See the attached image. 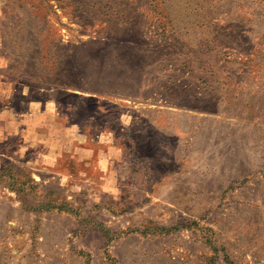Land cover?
<instances>
[{"label":"rangeland","instance_id":"obj_1","mask_svg":"<svg viewBox=\"0 0 264 264\" xmlns=\"http://www.w3.org/2000/svg\"><path fill=\"white\" fill-rule=\"evenodd\" d=\"M27 100H54L86 158L21 151L4 110ZM145 128L172 157L150 174ZM110 143L135 150L121 188ZM0 264H264V0H0Z\"/></svg>","mask_w":264,"mask_h":264},{"label":"crops","instance_id":"obj_2","mask_svg":"<svg viewBox=\"0 0 264 264\" xmlns=\"http://www.w3.org/2000/svg\"><path fill=\"white\" fill-rule=\"evenodd\" d=\"M57 108L58 107L55 106L54 100H44L37 103H32L30 100H27L24 102V106L21 111L13 109V113L7 110L6 107L4 112L8 117L4 122V128L8 135H20V146L23 148L21 151L28 146L32 147L34 145H42L51 150L71 147L74 150L73 152L83 155L82 158L85 159V143L84 140L80 138L81 134L79 129L75 135V132L71 128L70 124L64 121L62 113L59 112ZM96 110L103 116L114 117V119L120 124H126V134H129L127 128L128 124L133 125L134 121L137 120L135 117H129L122 114L125 110V105L108 99H99L96 101ZM113 113L115 114L113 115ZM161 120H163L161 116L151 117V123L154 124L159 123ZM153 128H145L141 133V140L143 144L141 145L142 159L140 161V167H145L149 174L150 170L153 171L155 167H164V165H166L165 163H169L172 160L171 155L163 157L160 154L163 148V142L159 138L161 132L158 128L157 130H154L155 128ZM4 138L5 137H2V139ZM254 139H256L255 136ZM258 139H260V136H258ZM147 144L149 148L151 147V149L147 150ZM133 147H123L121 144L117 143L104 144V146L100 147L102 148L101 152L104 155V167H106L108 171L107 179H109V186H118L119 188L123 187V185L117 182L116 178L113 179L111 177V173L114 170L113 167H138V165L134 163L133 156L135 155V150ZM95 151V154H97V150ZM184 161L185 159L179 155L178 164L174 167H198L190 162L186 163ZM164 175H160V177L157 178V181L154 182L155 188L152 192L147 191L149 199L154 196V190L156 188L157 190L162 189V182L160 179ZM146 179L147 183H150V175H147ZM131 223L132 222L130 220L129 224ZM144 233L145 235L152 233L161 234L160 230H158V232H150V230L146 229ZM160 236H162V234Z\"/></svg>","mask_w":264,"mask_h":264}]
</instances>
